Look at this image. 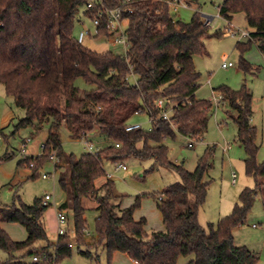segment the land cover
<instances>
[{"label": "trees", "instance_id": "1", "mask_svg": "<svg viewBox=\"0 0 264 264\" xmlns=\"http://www.w3.org/2000/svg\"><path fill=\"white\" fill-rule=\"evenodd\" d=\"M90 1L0 0V83L16 107L25 111L17 129L37 124L39 132L45 123L50 126L43 154L26 156L19 166L30 169L33 179L51 161V155L57 154L58 185L66 196L59 208L72 211L80 247L87 226L83 200H97V244L107 250L109 264L117 252L127 254L137 264H178L182 257L188 258L186 264H258L259 257L247 247L236 246L233 236L246 222L259 193L264 198V161H258L257 128L251 124V90L245 85L239 90L228 86L216 89L230 106L228 114L247 155L246 173L256 185L244 189L232 213L217 224L210 223L206 230L198 213L207 198L210 182L205 177L213 150L209 148L199 158L196 170L189 172L170 162L165 144L176 139L177 133L201 139L208 128L211 101L196 98L201 74L195 57L208 53L206 39L210 37L201 13L195 12L186 22L159 0H133V14L124 16L129 43L126 55L98 53L80 43L75 34L76 15L81 9L90 20L101 10V5L87 9ZM184 1L190 8L199 4V0ZM120 4L121 0H104L107 9ZM220 14L229 22L239 14L245 17L252 37L235 47L240 52V69L257 75L261 68L249 63L245 55L254 45L264 55V0H225ZM96 38H109L105 20ZM79 81L89 89L81 88ZM159 100L164 102L163 108L157 106ZM170 108L176 129L161 117L162 111ZM148 111L155 119L149 131L126 130L134 116ZM64 130L71 140H78L83 132L100 134L109 145L95 154L66 155ZM133 157L152 159L181 178L152 195L163 217V231L149 234L147 220L135 219L142 196L124 208V197L116 195L114 181L96 188V181L106 176L105 161L116 163ZM47 209L44 198L31 205L0 203V250L9 255L0 264H29L26 259L35 256L40 261L31 264H56L72 255L69 230L55 244L50 243L44 222ZM3 223L23 226L27 239L14 241ZM81 254L92 256L90 251Z\"/></svg>", "mask_w": 264, "mask_h": 264}, {"label": "rangeland", "instance_id": "2", "mask_svg": "<svg viewBox=\"0 0 264 264\" xmlns=\"http://www.w3.org/2000/svg\"><path fill=\"white\" fill-rule=\"evenodd\" d=\"M224 1L199 0L197 6L181 10L176 18L189 22L195 12L201 13L202 17L204 15L217 17ZM83 12L84 9H81L76 15L75 34L78 36L81 31L91 30V35H87L83 42L84 46L98 53L113 51L124 54L121 45H113L106 38H96L93 21L85 17ZM232 24L237 28L251 30L241 14L235 16ZM125 25L127 26V21ZM225 27H228L226 20L215 19L212 27L208 28L210 36L206 39L208 53L195 57L196 68L201 74L199 79L201 87L197 98L211 101L214 96L219 97L216 89L221 86H228L233 90L247 86L253 95L252 125L257 128L260 145L258 161L262 163L264 161V55L258 45H254L245 55V59L261 69L257 75L242 71L239 66L240 52L235 47L238 40L222 35ZM223 57L232 62L234 67L222 68ZM133 79H130L131 82H134ZM78 85L83 89H89L82 81H79ZM228 112H230V106L227 101L220 104L217 110L212 108L207 131L200 140L195 142L193 148H189L187 138L178 133L176 139H169L165 143L169 149L170 162L183 166L189 172L196 170L199 158L209 148L213 150L210 168L205 177L210 182L207 198L198 213V221L206 230L210 223L217 224L219 220L232 213L244 189L254 188L256 185L255 179L246 173L247 155L237 139L238 129ZM24 117L25 111L16 107L14 100L6 95L5 88L0 83V137L2 138L0 142V203L5 206H11L13 203L31 205L36 199H43L46 195H50L51 200L48 201L44 222L49 241L55 244L59 237V205L66 198L58 185L59 172L55 171L54 163L50 161L39 170L35 178L30 179L31 170L19 166V161L26 157L25 155L37 157L43 154V145L46 143L50 126L49 123H45L39 132L36 129L37 124L36 127L17 129V125ZM131 123L142 124L144 131H149L152 127L147 113L134 116ZM91 135L98 150L109 143L100 134L92 133ZM25 141H27L26 145H24ZM141 147L142 145L139 146ZM63 151L67 155L75 154L76 156L87 152L83 143L71 140L65 130L63 131ZM105 162L108 173L114 172V163ZM62 163L65 164V161ZM123 163L127 166V170L115 173L113 179L116 195L124 197L125 206H131L137 196H142L141 206L136 210L135 216L137 218L144 216L149 219L150 222L146 227L149 234L158 231L157 229L160 228L158 225L161 226L163 221L156 199L152 195L180 182L179 174L170 167L156 164L152 159L141 160L133 157L124 160ZM44 174H49V178L44 179L42 177ZM234 174L236 179L233 177ZM67 212L66 227L74 247L70 257L56 264H109L107 250L101 245L96 248L99 245L95 231V219L98 212L93 209L87 210L85 232L87 231L89 235L86 233L84 244L80 247L75 234L73 213L71 210ZM2 226L14 241L26 240L27 233L23 226L14 223H3ZM233 236L236 246L247 247L259 257L258 264H264V198L261 193L246 222L234 230ZM84 251H90L92 256L82 255L81 252ZM114 254L110 264H115ZM8 258L9 255L0 250V261H6ZM26 262L33 263L32 258H27ZM187 262L188 258L182 257L178 264Z\"/></svg>", "mask_w": 264, "mask_h": 264}, {"label": "built area", "instance_id": "3", "mask_svg": "<svg viewBox=\"0 0 264 264\" xmlns=\"http://www.w3.org/2000/svg\"><path fill=\"white\" fill-rule=\"evenodd\" d=\"M159 1L168 5L170 7L171 11L176 15L181 10L190 8V6L184 0H159ZM133 4H134L133 0H121V4L119 6L107 9L104 6V0H91L86 6L87 9H93L97 5H101V10L99 11L96 18L94 20H92L94 28H95V32H94L95 36L99 32V28L102 26L103 20H105L106 21V27L109 30V38H108L109 42H111V44H113V45H121L124 49V55H126L127 50L129 48V43H128V40L126 37V30H125V27H126L125 21L126 20L124 19V16L126 14H133V12H134V9L132 7ZM217 18L223 19L221 14H220V8H219V14L217 17H212L209 15L203 16L204 26L206 28H211L214 20ZM227 22H228V27L224 28L222 35L235 38L236 40H238V42L243 41V40H247V39L252 37V33L248 29L237 28L232 24V22H229V21H227ZM87 35H89V36L91 35V30L81 31L80 34L78 35V41L80 43H83ZM231 67H234V64L232 62L228 61L226 57H223L222 68L227 69V68H231ZM131 77H133V76H131ZM224 101L225 100L221 94H219V97L214 96L213 99L211 100L212 108L214 107L217 110L219 108V105L223 104ZM188 103H190V102H188ZM157 106L159 108H163L164 102L162 100H159L157 103ZM171 111H172V108H170L169 110H163L161 117L163 120L170 122L172 127L174 129H176L174 123H172L170 120ZM147 114L150 117V123L152 125L154 123L155 119L151 115L150 111H148ZM139 129H143V125L139 124V123H135V124L129 123L126 127L127 131H134V130H139ZM186 138L189 141V143H188L189 148H193L195 142L200 140L198 137L193 136V135H188ZM1 140H2V138L0 137V142H1ZM77 141L83 143L87 152L95 154L99 151L98 149H96L95 144L91 138V133H89V132H83ZM44 146H45V144L43 145V148H44ZM117 147H119V145H117ZM50 159H51V162L54 163V165L59 163V158L57 157V154L55 152L51 155ZM114 166H115L114 172L107 174V177L109 179L113 178L115 173H117L119 171H126L127 170V166L123 162H116V163H114ZM31 167H33V164L31 165ZM42 177L44 179H48L49 174H44V175H42ZM233 177H234V179H236V174H234ZM49 200H51L50 195H46L44 198V204L48 205ZM67 213H68L67 210H60L58 213L59 236L64 235L68 230V227H66L67 223H68ZM86 233H87V235H89V233L87 231H86ZM69 246L73 248L74 244H70ZM32 261L34 263H37L40 261V258L35 256L32 258Z\"/></svg>", "mask_w": 264, "mask_h": 264}, {"label": "crops", "instance_id": "4", "mask_svg": "<svg viewBox=\"0 0 264 264\" xmlns=\"http://www.w3.org/2000/svg\"><path fill=\"white\" fill-rule=\"evenodd\" d=\"M235 18V17H234ZM234 20V19H233ZM131 78H134V77H131ZM133 81H135V78L133 79ZM201 87V86H200ZM200 89V88H199ZM199 91V90H198ZM198 91H197V93H198ZM197 93H196V98H197ZM198 99V98H197ZM216 116V115H215ZM251 124H252V121H251ZM93 136L91 135V138H92ZM30 141V139L28 140V142ZM26 143H27V141H25L24 142V145H26ZM109 145V143L106 145V146H108ZM228 149H230V147L228 148ZM66 154V153H65ZM67 155V154H66ZM25 156H29L30 157V155H25ZM106 163V162H105ZM105 163H104V169H105ZM61 165H63L64 166V164L61 162ZM53 167H54V169H55V171H57V172H59L58 170H56V168H55V165L53 164ZM106 170V169H105ZM112 173V172H111ZM107 174H108V171L106 170V176L105 177H102V178H100V179H98L97 181H96V183H95V185H96V188L97 189H100L104 184H106L109 180H112L113 181V179H114V177L113 178H111V179H109L108 177H107ZM58 177H59V175H58ZM102 179V180H101ZM136 199V198H135ZM124 201V200H123ZM64 202V201H63ZM62 202V203H63ZM61 203V204H62ZM60 204V205H61ZM83 207L86 209V212H87V210H89V209H93V210H95V211H97V208H98V202H97V200L95 199V198H87V199H84L83 200ZM59 205V206H60ZM123 207L124 208H127V207H129V206H125L124 204H123ZM98 212V211H97ZM161 213V212H160ZM99 215V214H98ZM98 215H97V218H98ZM134 217H135V219L137 220V221H139L140 219H142V218H145L146 220H147V225L149 224V219L148 218H146V217H141V218H137L136 216H135V214H134ZM161 217H162V214H161ZM96 218V219H97ZM84 219H86L87 220V214L84 216ZM95 219V220H96ZM161 219V218H160ZM162 221H163V217H162V219H161ZM162 223V222H161ZM147 225H146V227H147ZM2 227H4V226H2ZM160 227V228H159ZM158 228L159 229H157L158 231H163L164 230V224L162 223V225L161 226H159L158 225ZM4 229V228H3ZM5 230V229H4ZM147 231V230H146ZM59 238V237H58ZM27 239V238H26ZM51 243V242H50ZM88 243H90V241H88ZM100 245H98L96 248H98ZM102 246V245H101ZM114 263L115 264H137L136 262H134L127 254H122V253H115L114 254Z\"/></svg>", "mask_w": 264, "mask_h": 264}]
</instances>
